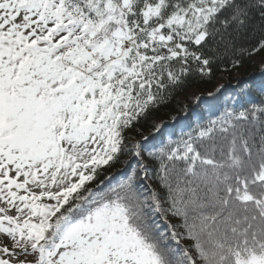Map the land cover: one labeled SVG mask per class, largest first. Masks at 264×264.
Returning a JSON list of instances; mask_svg holds the SVG:
<instances>
[{
    "label": "snow or ice",
    "instance_id": "6c2138e0",
    "mask_svg": "<svg viewBox=\"0 0 264 264\" xmlns=\"http://www.w3.org/2000/svg\"><path fill=\"white\" fill-rule=\"evenodd\" d=\"M0 264H264V0H0Z\"/></svg>",
    "mask_w": 264,
    "mask_h": 264
},
{
    "label": "trees",
    "instance_id": "16d2710c",
    "mask_svg": "<svg viewBox=\"0 0 264 264\" xmlns=\"http://www.w3.org/2000/svg\"><path fill=\"white\" fill-rule=\"evenodd\" d=\"M250 73L252 74L251 76H249ZM234 75L239 76V77H243V78L249 79V80H256L257 82L262 79V77H261V75H260V73L257 70L255 65L246 66L239 73L234 74ZM219 84L225 85L223 90L216 97L209 98L206 95L207 91L214 90L215 87L218 86ZM195 90L200 92V93H204L203 100L200 102L201 108H203L207 105H211L215 109H219L223 105L225 100L236 91L235 79L229 78V77H227V75H225L223 78H221L220 76H217L216 79L213 81V83L206 84V85H200ZM177 101L184 103V104H191L192 103V102L188 101L187 99H185L183 95L179 96L177 98ZM177 101H173V104H176L177 107H179V104L177 103ZM194 107H195V105H192V108H194ZM192 108L189 109V114H188L189 118L191 117V114H192ZM199 110L200 109H198V108L196 109V111H199ZM165 111L170 112L172 115L183 117V113L177 112L176 109L173 107H169ZM159 119L167 120L168 117L165 115H161L159 117Z\"/></svg>",
    "mask_w": 264,
    "mask_h": 264
}]
</instances>
